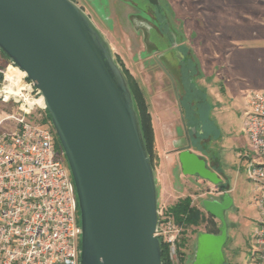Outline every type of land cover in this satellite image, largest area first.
<instances>
[{
  "label": "water",
  "instance_id": "95a60500",
  "mask_svg": "<svg viewBox=\"0 0 264 264\" xmlns=\"http://www.w3.org/2000/svg\"><path fill=\"white\" fill-rule=\"evenodd\" d=\"M108 4V2H107ZM0 51L40 91L76 187L80 264H163L159 192L128 79L74 0H0ZM184 175L223 193L205 198L220 232L200 231L190 264H227L235 199L207 160L179 151Z\"/></svg>",
  "mask_w": 264,
  "mask_h": 264
},
{
  "label": "built area",
  "instance_id": "2783aa9c",
  "mask_svg": "<svg viewBox=\"0 0 264 264\" xmlns=\"http://www.w3.org/2000/svg\"><path fill=\"white\" fill-rule=\"evenodd\" d=\"M245 97L242 159L258 213L251 264H264V90L249 89ZM42 98L26 74L0 82V100L15 106L0 119V264H80L76 187L51 122L41 118ZM212 184L206 193L221 195ZM183 233L160 206L155 235L167 245L171 264H184Z\"/></svg>",
  "mask_w": 264,
  "mask_h": 264
},
{
  "label": "rangeland",
  "instance_id": "374dc122",
  "mask_svg": "<svg viewBox=\"0 0 264 264\" xmlns=\"http://www.w3.org/2000/svg\"><path fill=\"white\" fill-rule=\"evenodd\" d=\"M74 1L91 17L108 41L115 61L119 63L118 58L123 61L146 91L151 102L158 100L159 95L170 94L176 108L181 107L182 104L185 106L186 111L182 110V114L177 119H173L174 121L176 119L177 122L173 127L175 136L174 140L168 143L167 151L174 149L178 152L185 148L196 147L224 182L228 181L236 186L237 189L233 193L235 204L227 212L229 238L224 250L227 264H251L254 258L253 241L258 213L254 185L247 177L246 162L242 159V153L248 144L244 131L245 94L250 88H247L246 85L236 88L229 82L226 72L217 73L215 66L225 58V53L223 51L216 58L215 49H225V47L212 44V42L217 44L214 33L209 30L203 31L200 46L197 49L194 48L195 51L191 54L197 65L190 62L187 67L192 72L183 75V79L186 78L185 92V88L179 82L178 73L173 70V64L170 66V64L166 65L161 62H149L148 55L151 51L143 53L142 41L136 36L127 18L128 11L132 10L123 2L111 0L110 8L107 1L108 12L106 14L99 12L98 14L94 11L95 9L93 10L89 6L90 0ZM175 8L174 6L170 8L172 21L181 29L178 12ZM148 48L150 49L149 45ZM189 49L193 48L186 44V50ZM207 58L212 60L204 63L205 60H208ZM200 61L210 64V68L205 72L210 77H206L202 72ZM11 64V61L6 59L0 51V73L3 75L0 82L4 80L9 71L12 74H17V71L13 70L16 66ZM191 76L193 82L189 79ZM191 85L195 87V93L188 92ZM203 100H207V106L204 109L201 108L202 112L200 105L203 106ZM10 105L11 110L15 109L13 104ZM39 111L42 114L41 118L45 120L47 114L42 110ZM189 117L194 123L192 126L194 131L196 127L203 126L205 128L204 137L202 135L196 137L194 133L191 134ZM201 138L204 139L201 140ZM156 148L159 158L154 166V171L158 185L159 204L162 209L169 210L179 198L191 196L192 203L199 207L209 220L199 226H190L185 230L182 237L184 264H190L194 256L198 233L213 228V223L218 227L221 225L220 220L208 214L202 206V200L211 196L206 193V190L214 185L198 175H184L178 158L171 167V173L168 174L166 168L170 169L168 166L171 163L162 165L157 141ZM165 187L166 190H164Z\"/></svg>",
  "mask_w": 264,
  "mask_h": 264
},
{
  "label": "crops",
  "instance_id": "0c3cea01",
  "mask_svg": "<svg viewBox=\"0 0 264 264\" xmlns=\"http://www.w3.org/2000/svg\"><path fill=\"white\" fill-rule=\"evenodd\" d=\"M165 1L169 9L177 5L175 9L178 12L184 42L193 48V52L194 48L197 49L201 44L203 31L213 32L217 44L214 42L212 44L225 47V49H215L216 58L223 51L225 53V58L215 66L217 73L226 72L229 82L236 88L246 85L250 89L264 90V0ZM207 59L204 63L211 58ZM199 63L205 76L210 77L205 73L210 68V64H204L201 61ZM145 96L152 115L162 165L171 163L168 166L170 169L166 168L169 174L171 167L176 163L179 151L174 149L167 151V145L174 140L173 127L177 123V117L182 114V110H185V106L182 104L181 107L176 108L170 94L159 95L158 100L153 102L148 99L146 93ZM11 109L9 103L0 100V119L14 110ZM42 112L47 114L46 110ZM174 118H176L175 121ZM190 119L189 117L192 126L194 123ZM190 149L201 155L196 147ZM229 183V191L234 197L233 193L237 188L231 182Z\"/></svg>",
  "mask_w": 264,
  "mask_h": 264
},
{
  "label": "flooded vegetation",
  "instance_id": "af4514ba",
  "mask_svg": "<svg viewBox=\"0 0 264 264\" xmlns=\"http://www.w3.org/2000/svg\"><path fill=\"white\" fill-rule=\"evenodd\" d=\"M111 8V0H90L89 6L98 14L108 12V5ZM123 2L132 11H128L127 18L132 25L134 32L139 40L142 41L143 53L151 51L148 55L150 63L161 62L171 66L173 70L178 73L180 84L185 88L186 92V78L183 75L187 72L191 73L188 64L193 62L197 65L196 60L192 57L193 50H186L184 36L177 24L172 21L171 12L165 0H117ZM103 21V20H102ZM150 46V49L148 48ZM193 76V74H192ZM189 79L193 82V77ZM185 83V84H184ZM188 92L195 93L194 86H189ZM193 126V125H192ZM191 134L197 137L206 134L205 128H198V131L192 129ZM194 131V132H193ZM204 138H201L203 140ZM209 165V164H208ZM209 167H211L209 165ZM213 170L214 168L211 167ZM208 181V180H206ZM227 183L229 187V182ZM230 189V188H229ZM214 197V196H210ZM208 197V198H210Z\"/></svg>",
  "mask_w": 264,
  "mask_h": 264
},
{
  "label": "trees",
  "instance_id": "16d2710c",
  "mask_svg": "<svg viewBox=\"0 0 264 264\" xmlns=\"http://www.w3.org/2000/svg\"><path fill=\"white\" fill-rule=\"evenodd\" d=\"M3 56L6 59H8L6 55L3 54ZM118 61L128 79L131 91L133 93V97H134V100H135V103H136V106L139 112V116H140L144 140H145V143L148 149V153L155 166L157 164V160L159 156H158V152L156 148V138H155L154 127H153V122H152V115L149 110V105H148V102L145 96L144 89L142 88L139 81L130 72V70L125 66L123 61L120 58H118ZM2 78H3V75L2 73H0V79ZM202 104L203 106L200 105V111H202L205 108V106H207L206 101H204V103ZM44 121H50L49 114H47V117H45ZM201 124L203 125V122ZM200 128H204V127L201 126ZM196 130L198 131V127H196ZM56 145L59 150H62V145L57 135H56ZM192 201L193 200L191 196L179 198V200H177L169 209V211L172 213L175 220L184 227L183 236L185 234L186 228L190 226H199L203 222L209 221L205 213L199 207L195 206L192 203ZM208 231L213 232V233H219L220 226L218 227L215 225V223H213V228H210ZM180 245L181 246L183 245L182 240H181ZM162 261H163V264H171V261L168 255L167 245L163 243V241H162ZM183 262H185L184 257H183Z\"/></svg>",
  "mask_w": 264,
  "mask_h": 264
},
{
  "label": "bare ground",
  "instance_id": "6f19581e",
  "mask_svg": "<svg viewBox=\"0 0 264 264\" xmlns=\"http://www.w3.org/2000/svg\"><path fill=\"white\" fill-rule=\"evenodd\" d=\"M14 71H17V74H12V72L11 71H9V73L7 74V77H12L13 75H17V76H22V75H25V72L23 71V70H21L19 67H15L14 69H13ZM19 73V74H18ZM41 103L42 104H44V100H43V98L41 99Z\"/></svg>",
  "mask_w": 264,
  "mask_h": 264
}]
</instances>
